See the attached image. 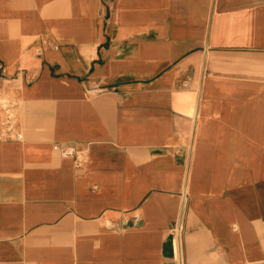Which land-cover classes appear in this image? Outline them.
<instances>
[{
    "label": "crops",
    "instance_id": "obj_1",
    "mask_svg": "<svg viewBox=\"0 0 264 264\" xmlns=\"http://www.w3.org/2000/svg\"><path fill=\"white\" fill-rule=\"evenodd\" d=\"M0 91V264H264V0H0Z\"/></svg>",
    "mask_w": 264,
    "mask_h": 264
},
{
    "label": "built area",
    "instance_id": "obj_2",
    "mask_svg": "<svg viewBox=\"0 0 264 264\" xmlns=\"http://www.w3.org/2000/svg\"><path fill=\"white\" fill-rule=\"evenodd\" d=\"M18 105L9 95L0 91V141L21 140ZM64 155H71L74 149L63 150Z\"/></svg>",
    "mask_w": 264,
    "mask_h": 264
}]
</instances>
